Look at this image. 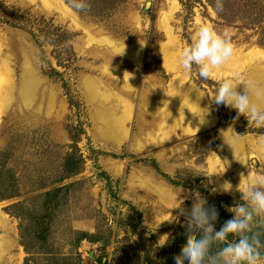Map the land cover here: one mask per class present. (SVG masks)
Listing matches in <instances>:
<instances>
[{
  "label": "rangeland",
  "instance_id": "374dc122",
  "mask_svg": "<svg viewBox=\"0 0 264 264\" xmlns=\"http://www.w3.org/2000/svg\"><path fill=\"white\" fill-rule=\"evenodd\" d=\"M94 1L105 5L99 16L78 14L66 0H0V162L10 151L5 168L21 196L0 202V264L28 257L18 221L5 209L27 199L37 171L57 169L66 152L75 150L84 163L60 184L78 182L44 244L69 260L60 264H75L77 254L79 264H168L163 249L183 227L181 210L192 207L193 193L216 209L227 206L218 200L225 197L235 206L243 203L244 178L264 175L257 150L264 127L212 101L222 80L264 86L250 76L264 71V60L251 55L264 51L263 37L239 20L224 24L204 0ZM200 24L233 47L221 76L206 82L195 68L186 75L173 67ZM236 90L243 94V85ZM205 108L210 115L201 125ZM225 181L232 190L221 193ZM179 190L182 203L172 198ZM71 231L94 241L75 245Z\"/></svg>",
  "mask_w": 264,
  "mask_h": 264
},
{
  "label": "clouds",
  "instance_id": "9594fccd",
  "mask_svg": "<svg viewBox=\"0 0 264 264\" xmlns=\"http://www.w3.org/2000/svg\"><path fill=\"white\" fill-rule=\"evenodd\" d=\"M68 6L76 12L89 9L88 0H69ZM150 7L149 3H145V9ZM222 11L223 0H214V12ZM232 55L233 47L228 39L217 34L210 25L200 24L194 29L190 42L174 54L173 67L186 75L195 68L197 78L206 82L221 76ZM239 80L238 84L234 80H222L219 83L212 99L216 109L220 111L230 107L236 112V118L243 116L248 124L264 127V86L245 77ZM238 85H243V94L237 93ZM200 111L199 124L203 125L210 113L206 108ZM257 150L264 153V139L258 142ZM244 180L240 192L243 203L227 209L232 218L219 230L214 228L218 218L216 208L208 206L200 193L192 194L191 210H181L185 215V244L181 253L173 257L174 264H264V253L261 251L264 241L252 230L254 224H264V175L251 179L247 176ZM231 190L232 185L228 181L219 187L221 193ZM180 191L173 193L172 198L182 203V200L177 199ZM210 191L216 193L217 189L213 187ZM230 236L235 239L211 254L214 245L228 241Z\"/></svg>",
  "mask_w": 264,
  "mask_h": 264
},
{
  "label": "trees",
  "instance_id": "16d2710c",
  "mask_svg": "<svg viewBox=\"0 0 264 264\" xmlns=\"http://www.w3.org/2000/svg\"><path fill=\"white\" fill-rule=\"evenodd\" d=\"M189 1V0H188ZM214 10V0H204ZM66 3L69 5V2ZM89 9L86 12H76L78 14H86L99 16L105 5L98 7L96 1L88 0ZM216 13V12H215ZM218 19L226 25L234 24L235 20L241 21V27H246L249 30H255L258 37H263L259 43L264 46V0H223V11L216 13ZM8 22V21H7ZM18 25V24H14ZM50 76H58L56 71L51 70L48 72ZM258 133L263 132L264 129H257ZM71 141H74L73 134H70ZM10 151H6L1 155L0 162V202L17 199L20 196V185L18 179H14L12 171L5 168L6 158L9 156ZM83 159L80 154H76L75 150L66 152L60 158L57 169L50 170L46 173L37 171L35 174V181H31L30 188L26 194H30L27 199L18 201L8 206L5 211L18 221V234L20 238V245L24 248L28 257L25 259V264L35 261L39 264H60L69 262L67 257L59 255L58 253H51V247H46L44 244L48 241L50 226L53 221L58 218V212L67 202V195L75 183L68 185H60L64 180L78 175L83 167ZM155 170L159 172V169ZM55 174L57 177L45 183L44 178H51ZM159 174L163 177L161 172ZM55 178V179H54ZM38 182H44L38 184ZM172 185H178V182L169 181ZM224 201L227 206H218V218L214 222L215 230H219L223 224L232 218L231 213L227 211L232 207V201L227 197L218 199ZM217 200V201H218ZM182 209L185 212L191 210L189 204H184ZM253 232L258 233L262 241H264V224H258L253 229ZM74 234L73 244H80L82 241H94V236L88 233H80L71 231ZM235 237L230 236L228 241L222 244H216L211 249V254H215L220 247L229 241H233ZM185 244V228L179 227L176 232L171 236L167 246L163 249L167 256L168 264H174L173 257L181 253ZM264 253V249H262ZM80 255H76L75 264H79ZM101 263V260L99 261Z\"/></svg>",
  "mask_w": 264,
  "mask_h": 264
},
{
  "label": "bare ground",
  "instance_id": "6f19581e",
  "mask_svg": "<svg viewBox=\"0 0 264 264\" xmlns=\"http://www.w3.org/2000/svg\"><path fill=\"white\" fill-rule=\"evenodd\" d=\"M66 10H68V9H66ZM68 11H70V10H68ZM252 52V51H251ZM250 52V53H251ZM126 53V52H125ZM251 55L252 56H256L257 58H260V59H262V60H264V51L263 50H257V52L255 51V53H251ZM251 56V57H252ZM165 57V56H164ZM167 57H169V56H167ZM233 57V56H232ZM231 57V58H232ZM250 57V58H251ZM128 59H130V58H128ZM132 59V58H131ZM138 59V58H137ZM164 59V58H163ZM165 60V59H164ZM234 60V59H233ZM138 61H139V59H138ZM255 61V60H254ZM261 61V60H260ZM166 67H167V65H169V61H168V59L166 60ZM164 63V64H165ZM264 63V62H263ZM169 68V67H168ZM241 69V68H240ZM172 72V71H171ZM250 76H254L255 78H257V79H261V78H263L264 79V71H262V72H256L254 75H250ZM173 81V80H172ZM240 82V81H239ZM259 83V82H258ZM260 83H262V82H260ZM175 84V83H174ZM174 84H172V85H174ZM179 89L181 90V88L179 87ZM184 90V95L183 96H185L188 92H187V90H188V88H184L183 89ZM176 91V90H175ZM237 91V90H236ZM237 93H239V91H237ZM188 97H190V95L188 94L185 98H184V100H186ZM195 98V97H194ZM229 144V143H228ZM229 145H232L233 146V144L231 143V144H229Z\"/></svg>",
  "mask_w": 264,
  "mask_h": 264
}]
</instances>
